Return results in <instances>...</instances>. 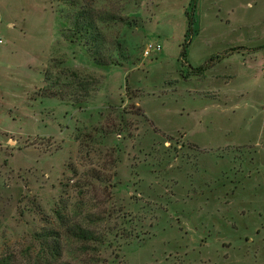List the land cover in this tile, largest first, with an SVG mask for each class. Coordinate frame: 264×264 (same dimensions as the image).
<instances>
[{
	"label": "rangeland",
	"instance_id": "374dc122",
	"mask_svg": "<svg viewBox=\"0 0 264 264\" xmlns=\"http://www.w3.org/2000/svg\"><path fill=\"white\" fill-rule=\"evenodd\" d=\"M0 264H264V0H0Z\"/></svg>",
	"mask_w": 264,
	"mask_h": 264
},
{
	"label": "trees",
	"instance_id": "16d2710c",
	"mask_svg": "<svg viewBox=\"0 0 264 264\" xmlns=\"http://www.w3.org/2000/svg\"><path fill=\"white\" fill-rule=\"evenodd\" d=\"M187 17H188V22H189V30H188V33L186 34V39H185V43H184V46H183V51H182V56L184 58V60L187 58V52H186V48L187 46L189 45L190 43V39H191V36L194 34L193 32V29H192V26H193V23H194V20L192 18V16L190 14H187ZM92 19V18H91ZM90 20V19H89ZM80 21V19L78 18L77 21L75 22V30H76V34H79L80 32V29L81 27L83 28H90V29H94L96 32H98V28L96 26V23L92 22L91 20L89 21L88 24L86 25H81V27L79 28V25L77 24L78 22ZM95 21V20H94ZM99 34V33H98ZM94 38V37H93ZM212 60V59H211ZM99 65H107L104 61L101 62L99 61L98 63ZM209 68V64L208 65H204V66H201L199 68H197L196 70H205V69H208ZM78 235V238L80 240H84V241H90L91 240V236H93V234L87 230H81L79 233H77Z\"/></svg>",
	"mask_w": 264,
	"mask_h": 264
},
{
	"label": "built area",
	"instance_id": "2783aa9c",
	"mask_svg": "<svg viewBox=\"0 0 264 264\" xmlns=\"http://www.w3.org/2000/svg\"><path fill=\"white\" fill-rule=\"evenodd\" d=\"M155 49L157 51H159L160 50V46H157ZM152 50H154V47L153 46H149L148 49L146 50L145 54L148 55Z\"/></svg>",
	"mask_w": 264,
	"mask_h": 264
}]
</instances>
